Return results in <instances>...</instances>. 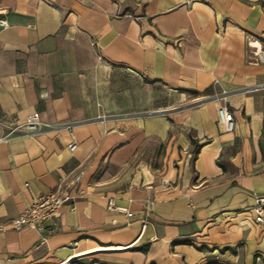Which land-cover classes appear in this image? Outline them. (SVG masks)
I'll use <instances>...</instances> for the list:
<instances>
[{"label": "crops", "instance_id": "crops-1", "mask_svg": "<svg viewBox=\"0 0 264 264\" xmlns=\"http://www.w3.org/2000/svg\"><path fill=\"white\" fill-rule=\"evenodd\" d=\"M0 18V264H264V0H0ZM34 112L39 133L8 134ZM75 171V211L12 229Z\"/></svg>", "mask_w": 264, "mask_h": 264}, {"label": "built area", "instance_id": "built-area-1", "mask_svg": "<svg viewBox=\"0 0 264 264\" xmlns=\"http://www.w3.org/2000/svg\"><path fill=\"white\" fill-rule=\"evenodd\" d=\"M0 27L6 28L7 22L0 18ZM250 47L249 55L256 61L264 63V43L248 39ZM218 124L226 133H232L235 129V121L232 113L226 106H220L217 109ZM41 122L39 114L34 112L27 116L26 121L9 129L8 134L35 135L41 131ZM72 142L69 144V151H74L76 145L74 143L72 132H70ZM6 137L0 138V141ZM7 139V138H6ZM82 172L75 171L66 178L60 180L56 188L45 194L36 196L31 203L17 216L12 222V229L21 231L25 228L41 231L45 229L52 218L58 217L61 214V209L66 208L70 212L75 211L74 201L77 197L82 196L80 190V182ZM26 185V184H25ZM107 210L110 212L125 213L127 219L134 217L132 212L125 208L116 207L113 200L107 202ZM252 212L255 214V222L259 225H264V196H256L255 204L252 207ZM151 214V200L146 199L141 210L142 231L145 230ZM132 245V244H131ZM127 246V247H131Z\"/></svg>", "mask_w": 264, "mask_h": 264}]
</instances>
